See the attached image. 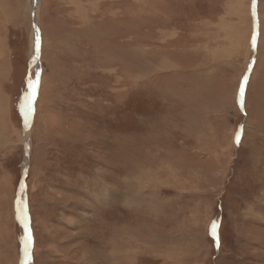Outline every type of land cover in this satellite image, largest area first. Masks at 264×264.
<instances>
[{
    "label": "rangeland",
    "instance_id": "1",
    "mask_svg": "<svg viewBox=\"0 0 264 264\" xmlns=\"http://www.w3.org/2000/svg\"><path fill=\"white\" fill-rule=\"evenodd\" d=\"M22 257L264 264V0H0V264Z\"/></svg>",
    "mask_w": 264,
    "mask_h": 264
},
{
    "label": "water",
    "instance_id": "2",
    "mask_svg": "<svg viewBox=\"0 0 264 264\" xmlns=\"http://www.w3.org/2000/svg\"><path fill=\"white\" fill-rule=\"evenodd\" d=\"M36 33L37 31H39L40 33V30L38 28V25L36 26ZM38 58V57H37ZM37 58H32L31 57V61H30V68H32V66L34 65V63L37 61ZM30 72H31V69H30ZM30 92H31V88H30ZM29 96V94H28ZM27 96V97H28ZM31 102H32V99L31 101H29L28 99H26L25 101V106H24V120H23V130H24V133L26 131H28V127H29V118H30V107H31ZM26 151H27V155L26 157L28 158V152H29V144L26 142ZM27 170H28V166H27V162L25 163V168L23 170V178H22V181H21V186H20V189H19V197H18V203H19V199L20 198H23L24 196V186H25V177L27 175ZM20 206V205H19ZM20 214H21V217L23 219V222L26 226V234L24 236V239H23V242H22V253H23V256L24 255V252H25V249L29 247L30 249V246H31V241H32V232H31V229H30V225H29V220L27 219V216H26V213L24 210H20ZM26 263V257H22V264H25Z\"/></svg>",
    "mask_w": 264,
    "mask_h": 264
},
{
    "label": "snow or ice",
    "instance_id": "3",
    "mask_svg": "<svg viewBox=\"0 0 264 264\" xmlns=\"http://www.w3.org/2000/svg\"><path fill=\"white\" fill-rule=\"evenodd\" d=\"M35 44H36V51L38 52L39 48H40V45H41V36H40L39 31H37L36 36H35ZM29 85H30V88H31V92L29 93V96L26 99L31 101L32 97L37 94V85H36V83H34L31 80L29 81ZM238 142H239V138L237 139V143ZM212 232H213V234L216 233V225L215 224H213Z\"/></svg>",
    "mask_w": 264,
    "mask_h": 264
},
{
    "label": "bare ground",
    "instance_id": "4",
    "mask_svg": "<svg viewBox=\"0 0 264 264\" xmlns=\"http://www.w3.org/2000/svg\"><path fill=\"white\" fill-rule=\"evenodd\" d=\"M35 11L37 12V5L34 6V12H35ZM34 15H35V14H34ZM36 15H37V14H36ZM36 15H35V16H36ZM35 19H36V18H35ZM37 25H38V27H39V24H38V22L36 21V22H35V29H36V26H37ZM35 36H36V31H35ZM35 36H34V37H35ZM35 45H36V44H35ZM39 50H40V48H39ZM39 54H40L39 51L37 52V51H36V48H35V49H34V55L32 56V58H34V59L37 58V57L39 56ZM30 69L32 70L33 67L30 68ZM28 120H29V124H30V118H29ZM27 135H28V131L25 132V141L28 143V141H27ZM27 159H28V158L26 157L25 161H26L27 164H28ZM20 199H22V198H20ZM20 199H19V205L21 206V205L23 204V199H22V201H21ZM22 209L25 211L24 208H22ZM27 253H28V248L25 249L24 255L26 256Z\"/></svg>",
    "mask_w": 264,
    "mask_h": 264
}]
</instances>
